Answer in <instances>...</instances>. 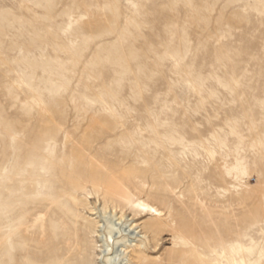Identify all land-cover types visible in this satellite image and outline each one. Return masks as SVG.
<instances>
[{
	"label": "rangeland",
	"instance_id": "374dc122",
	"mask_svg": "<svg viewBox=\"0 0 264 264\" xmlns=\"http://www.w3.org/2000/svg\"><path fill=\"white\" fill-rule=\"evenodd\" d=\"M206 260L264 264V0H0V264Z\"/></svg>",
	"mask_w": 264,
	"mask_h": 264
},
{
	"label": "bare ground",
	"instance_id": "6f19581e",
	"mask_svg": "<svg viewBox=\"0 0 264 264\" xmlns=\"http://www.w3.org/2000/svg\"><path fill=\"white\" fill-rule=\"evenodd\" d=\"M139 207H140V208H143V209H145V210H149V211L153 210L154 212L159 213V211H158V209H157L156 207H154V206H150L149 204H147V203L144 202V201H140V203H139ZM39 218H41V217H39ZM96 224H97V223H96ZM96 224H95V225H96ZM94 232L96 233L97 231L94 230ZM111 236H112V235H111ZM234 261H235V259H234ZM206 262H207V264H218L217 262H214L213 260H206ZM220 264H223V263H220Z\"/></svg>",
	"mask_w": 264,
	"mask_h": 264
}]
</instances>
